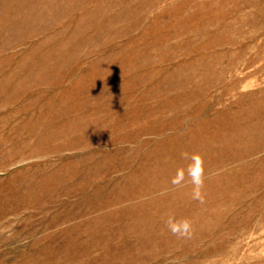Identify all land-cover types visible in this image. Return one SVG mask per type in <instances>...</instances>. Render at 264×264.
Listing matches in <instances>:
<instances>
[{
	"label": "rangeland",
	"instance_id": "obj_1",
	"mask_svg": "<svg viewBox=\"0 0 264 264\" xmlns=\"http://www.w3.org/2000/svg\"><path fill=\"white\" fill-rule=\"evenodd\" d=\"M0 264H264V0H0Z\"/></svg>",
	"mask_w": 264,
	"mask_h": 264
},
{
	"label": "clouds",
	"instance_id": "obj_2",
	"mask_svg": "<svg viewBox=\"0 0 264 264\" xmlns=\"http://www.w3.org/2000/svg\"><path fill=\"white\" fill-rule=\"evenodd\" d=\"M184 158L189 161L186 168L177 169L176 175L172 179L173 185H180L187 174L191 184L193 185V198L201 199V189L204 184V161L203 158L198 153H193L191 155L184 153ZM168 225L170 231L175 235H187L191 224L187 219L180 221L175 220V218L170 217L168 220Z\"/></svg>",
	"mask_w": 264,
	"mask_h": 264
}]
</instances>
